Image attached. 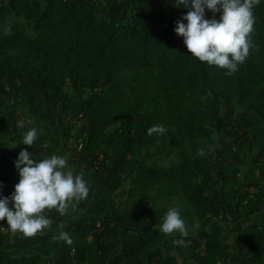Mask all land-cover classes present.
<instances>
[{"label":"trees","instance_id":"16d2710c","mask_svg":"<svg viewBox=\"0 0 264 264\" xmlns=\"http://www.w3.org/2000/svg\"><path fill=\"white\" fill-rule=\"evenodd\" d=\"M103 1L109 19L99 15L96 0H0V97L20 91L24 80L49 92L52 103L67 87L75 91L86 88L80 106L89 124L82 146L92 157V166L104 167V184L115 191L122 181L130 180L131 194L181 195L200 222L197 237L205 255L199 264H217L230 253L223 226L215 217L216 209L225 210L226 206L204 186L213 174L209 150L199 146L213 130L199 122L192 97L183 91L209 92L231 114L238 105L243 118L255 112L264 119V0L253 8L255 24L250 39L256 47L232 75L193 57L163 7L149 11L144 18L135 12L129 22L123 17L140 0ZM168 6L181 20L183 7L177 6L176 0ZM222 15V10L214 14L205 9L206 19L219 21ZM155 68L160 72L154 73ZM128 81L138 84L136 96L125 92ZM58 104L62 107L65 102ZM164 110L169 114L163 126L166 132L149 136L148 129L157 126ZM17 125L0 112V159L10 151L9 143L20 138ZM182 137L190 141L191 148L182 146L181 162L176 165L137 167L128 158L134 148L175 145ZM119 150L118 156H110ZM258 159H264V148ZM122 172L126 176H121ZM12 195L0 189V198ZM9 206L14 210V205ZM149 215L154 217L151 212ZM156 225V221L144 224L140 212L122 211L110 195L86 202L81 214L67 221L63 232L70 234L71 245L54 239L58 235L49 229L27 238L12 233L6 220L0 221V264H42L60 248L73 252L79 264H144L162 256L158 242L164 234ZM132 231L138 236L126 237L112 252L106 240ZM13 234L19 245L9 250L7 242ZM175 235L171 242L182 238ZM188 242L187 249L194 245ZM240 264H264L261 241L248 246Z\"/></svg>","mask_w":264,"mask_h":264},{"label":"rangeland","instance_id":"374dc122","mask_svg":"<svg viewBox=\"0 0 264 264\" xmlns=\"http://www.w3.org/2000/svg\"><path fill=\"white\" fill-rule=\"evenodd\" d=\"M172 3L173 0H140L126 12L123 19L131 22L129 18L135 12L144 18L149 11L163 7L168 16V22L177 25V21H180L177 11L168 6ZM95 6L101 17L110 18V11L103 0H96ZM182 10H185L184 15H186L188 9L183 8ZM27 30L32 32L30 28ZM257 61L262 62L260 58ZM152 71L160 72L158 68ZM137 89L138 84L135 81H128L125 85V92L130 97L138 94ZM87 92L88 90L82 86L78 91L67 87L60 99L52 103L49 92L24 80L20 91L12 95L3 94L0 97V112L6 114L13 124L23 121V128L28 131L36 129L37 138H39L33 146L24 145L22 141L27 131H23V128L19 129L20 138L9 143L10 151L0 159V176H4L2 180L0 177V189L14 194L15 186L20 180L14 162L18 160L22 150L26 149L32 154L34 160L50 158L52 155L64 157L74 175L83 172L84 180L89 185V196L86 200L79 202L74 211L69 209L64 216H61L55 209L46 210L47 218L52 221L49 230L59 236L67 221L81 214L86 202L104 195L113 196L122 211H130L132 214L140 212L144 224L156 221L155 228L158 231H160L159 226L163 223L167 211L177 208L188 231L187 237L181 239H184L185 243L192 241L194 245L189 249L182 245H174L170 238L176 235L164 234L158 242L162 256L150 262L145 261L144 264H199L201 257L205 255L203 242L197 237L200 222L192 207L181 195L162 197L158 192L131 194L129 192L130 180L122 181L121 186L112 191L102 181L101 170L104 167L100 170L91 165L92 157L87 156L82 146L89 122L82 114L80 100ZM183 93L192 97L198 110L199 122L213 130L210 138L200 140L199 146L203 150H209L210 167L213 174L211 178L203 182L204 186L212 196L221 200L226 206L225 210L217 208L215 217L223 226V236L229 245L230 253L227 258H219L217 264H240L252 242L261 241L264 246V159H258L259 150L264 148V119L255 112L243 118L240 115L242 109L238 105H236V112L231 114L229 109L225 108L224 104L209 92L201 90L191 92L187 89ZM60 100L65 102L62 107L58 104ZM168 117V112L164 110L156 125L164 126ZM183 145L191 148L190 141L182 137L181 141L175 145L134 148L128 158L137 167L151 165L170 167L181 162ZM120 152L121 150L109 154L116 157ZM121 176H126V172H122ZM150 212L154 214L153 218L150 217ZM60 225L63 227L61 228ZM14 234L7 242L9 250L19 245ZM137 236L138 233L132 231L128 236L106 240V243L111 251L115 252L126 237ZM88 239L91 240L92 237L88 236ZM169 257L174 259H167ZM61 263L79 264L75 261L73 252L68 253L62 248L46 256L42 264Z\"/></svg>","mask_w":264,"mask_h":264},{"label":"clouds","instance_id":"9594fccd","mask_svg":"<svg viewBox=\"0 0 264 264\" xmlns=\"http://www.w3.org/2000/svg\"><path fill=\"white\" fill-rule=\"evenodd\" d=\"M259 3L260 0H176V5L187 8L188 12L177 21L175 32L183 37L193 57L210 66L225 69L227 75H232L256 47L250 37L255 24L253 8ZM206 8L214 14L222 10L221 19H206ZM17 126L23 128L24 122H18ZM165 132L166 129L159 125L148 129L149 136ZM36 140L37 130L31 129L24 135L22 144L33 146ZM199 155L203 156L204 152L200 151ZM14 163L19 172V183L10 198H0V221L6 220L12 233H22L27 238L43 234L52 224L46 210L55 209L64 216L89 196V185L83 172L74 175L64 157L52 155L34 160L25 149ZM9 205H14V210ZM159 230L169 236L177 233L180 237L188 235L185 221L177 208L167 211ZM54 239L65 241L68 245L73 243L70 234L63 231ZM173 244L188 246L184 239H175Z\"/></svg>","mask_w":264,"mask_h":264}]
</instances>
